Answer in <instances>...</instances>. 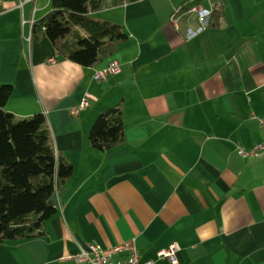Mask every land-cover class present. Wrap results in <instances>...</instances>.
I'll return each mask as SVG.
<instances>
[{
	"label": "crops",
	"instance_id": "crops-1",
	"mask_svg": "<svg viewBox=\"0 0 264 264\" xmlns=\"http://www.w3.org/2000/svg\"><path fill=\"white\" fill-rule=\"evenodd\" d=\"M109 2L93 13L127 36L83 66L55 59L51 41L31 35L51 0H0V83L12 84L5 108L43 112L73 167L46 232L0 241V264H74L65 251L131 238L139 260L153 264H264V156L236 148L264 136V0ZM112 58L119 71L93 78ZM86 92L95 99L73 113ZM120 99L123 140L94 147L90 126ZM172 241L176 262L157 255Z\"/></svg>",
	"mask_w": 264,
	"mask_h": 264
},
{
	"label": "trees",
	"instance_id": "trees-1",
	"mask_svg": "<svg viewBox=\"0 0 264 264\" xmlns=\"http://www.w3.org/2000/svg\"><path fill=\"white\" fill-rule=\"evenodd\" d=\"M106 0H51L50 8L33 20L31 35L46 36L55 59L67 58L83 66L114 52L127 34L121 24L98 17L94 10ZM133 0H110L109 4ZM214 18L220 8L212 10ZM11 83H0V241L43 235L47 219L58 203L73 167L55 150L43 112L19 116L7 110ZM124 138L123 100L106 106L90 126L88 140L107 149Z\"/></svg>",
	"mask_w": 264,
	"mask_h": 264
},
{
	"label": "built area",
	"instance_id": "built-area-1",
	"mask_svg": "<svg viewBox=\"0 0 264 264\" xmlns=\"http://www.w3.org/2000/svg\"><path fill=\"white\" fill-rule=\"evenodd\" d=\"M209 11L206 10L200 14V23L195 29H188L187 36L190 37L200 31L207 23ZM33 21H31L32 24ZM50 61L54 60L49 57ZM120 69L119 61L112 58L105 66L97 69L93 73V78H106L107 75L116 73ZM93 97L86 92L82 99L72 107L73 113H78L84 108L89 100ZM259 125L264 128V117H257ZM237 151L243 157H262L264 156V136L262 139L254 142L250 147L237 145ZM179 249L177 242L172 241L167 246L157 251L158 256H167L172 262H176V251ZM63 259H73L74 264H153V259L139 260V252L135 244V239L131 238L110 247H102L97 243H89L87 247H80L79 251L71 254L65 251L62 255Z\"/></svg>",
	"mask_w": 264,
	"mask_h": 264
},
{
	"label": "water",
	"instance_id": "water-1",
	"mask_svg": "<svg viewBox=\"0 0 264 264\" xmlns=\"http://www.w3.org/2000/svg\"><path fill=\"white\" fill-rule=\"evenodd\" d=\"M53 199L56 201L57 199H56V196L55 197H53Z\"/></svg>",
	"mask_w": 264,
	"mask_h": 264
}]
</instances>
